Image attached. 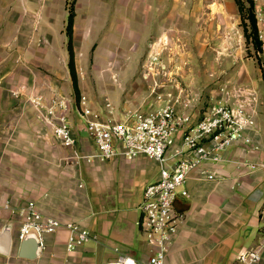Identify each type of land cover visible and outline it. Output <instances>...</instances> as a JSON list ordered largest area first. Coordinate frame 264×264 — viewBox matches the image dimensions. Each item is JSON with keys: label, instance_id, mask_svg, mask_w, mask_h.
<instances>
[{"label": "crops", "instance_id": "obj_1", "mask_svg": "<svg viewBox=\"0 0 264 264\" xmlns=\"http://www.w3.org/2000/svg\"><path fill=\"white\" fill-rule=\"evenodd\" d=\"M98 3L76 1L78 68L83 67L84 56L96 40L92 32L102 26L103 9L100 11ZM51 5L52 0H0V202L17 207L35 200L43 213L80 223L90 238L69 250V230L65 227L46 234L43 245L30 234L35 241L28 248L36 243L37 254L26 257L21 248L27 236L17 238L19 217L3 209V228L10 224L11 230L7 253L0 245V264L5 260L10 264H103L120 254L146 264L152 249L138 223L140 204L146 185L159 178V163L145 154L134 159L118 155L106 161L76 157L73 148L56 138L31 101L39 95L46 103L54 96L64 99L77 151L87 154L95 150L93 138L86 134L68 67L66 20L57 34L52 27ZM176 8L172 0H125L116 7L115 16L103 21L109 31L102 38L122 40L127 49L114 50L112 57L127 55L131 61L139 54L137 47L148 45L155 34L175 30ZM120 25L124 32L117 36ZM112 84L118 85L113 80ZM254 101L251 98V105L246 104L256 117V126L246 133L250 141H237L222 153L220 162L206 164L207 169L216 171L214 178L196 170L179 187L175 210L182 218L165 264H236L240 251L262 240L264 172L253 171L248 165L264 163V101L259 98L256 107L252 106ZM130 109L138 107L126 103L118 108L114 104L110 109L114 116L107 115L122 119Z\"/></svg>", "mask_w": 264, "mask_h": 264}, {"label": "rangeland", "instance_id": "obj_2", "mask_svg": "<svg viewBox=\"0 0 264 264\" xmlns=\"http://www.w3.org/2000/svg\"><path fill=\"white\" fill-rule=\"evenodd\" d=\"M69 1L52 0V27L57 34L64 20L67 26ZM172 2L177 5L173 15L177 28L155 34L148 45L137 47L138 56L127 61V55L112 57L118 48L127 51L122 40L102 38L109 31L104 22L117 14L116 7L124 5L125 0H99L102 26L92 32L96 40L84 56L83 67L77 68L81 73L80 99L86 96L101 118L114 114L110 110L114 104L120 108L131 103L145 109L171 99L180 112L200 116L219 100L236 106L251 105L254 98V107L259 98L264 101V12L256 11L262 42L258 47L247 37L235 0ZM46 17L47 8L43 19ZM123 32L122 25L117 27V36ZM112 68L115 71L109 75ZM112 80L116 87H112ZM79 110L82 113L81 107Z\"/></svg>", "mask_w": 264, "mask_h": 264}, {"label": "built area", "instance_id": "obj_3", "mask_svg": "<svg viewBox=\"0 0 264 264\" xmlns=\"http://www.w3.org/2000/svg\"><path fill=\"white\" fill-rule=\"evenodd\" d=\"M255 11L264 12V0H254ZM40 111L42 120L51 126L54 135L64 145L73 148L74 156L87 161H106L114 156L134 159L145 154L160 165L159 178L146 185L140 204L139 224L152 249L146 264H165L170 244L178 231L182 214L175 210L179 187L189 175L200 170L207 178L216 176L207 169V163H218L222 153L240 140L249 142L246 133L256 126L254 111L246 104L232 105L219 100L213 102L199 118L180 112L170 99L150 109H130L122 119L101 118L93 111L91 102L82 96L79 104L89 135L95 142V150L80 154L77 137L68 118V104L54 96L46 103L43 96L31 99ZM251 170L264 172V163H250ZM182 194L186 195L185 190ZM9 210L19 217L18 240L34 234L43 245L46 234L59 228L69 230L68 249L83 245L90 232L80 223L61 221L43 213L35 200L24 205L12 206L0 202V231L4 226L2 210ZM262 240L255 246L240 251L236 264H264V227ZM2 264H10L8 260ZM103 264H137L133 256L120 254Z\"/></svg>", "mask_w": 264, "mask_h": 264}, {"label": "trees", "instance_id": "obj_4", "mask_svg": "<svg viewBox=\"0 0 264 264\" xmlns=\"http://www.w3.org/2000/svg\"><path fill=\"white\" fill-rule=\"evenodd\" d=\"M76 1L77 0H70L68 9V21L66 30L68 33V50H69V61L68 67L70 70V74L73 81L74 91L77 97V100L80 101L81 91L79 88V81H78V70H77V62H76V55H75V48H74V23L76 17ZM241 18L244 20V30L247 32L248 39H252L256 42L257 46L259 47L261 42L260 34H259V25L258 19L255 11V2L254 0H235ZM249 5H247V3ZM249 23H247L248 21Z\"/></svg>", "mask_w": 264, "mask_h": 264}, {"label": "water", "instance_id": "obj_5", "mask_svg": "<svg viewBox=\"0 0 264 264\" xmlns=\"http://www.w3.org/2000/svg\"><path fill=\"white\" fill-rule=\"evenodd\" d=\"M86 134H89V131L86 126ZM10 230H11V225L6 224L5 227L1 230L0 232V245L3 248V251L7 253L8 248H9V242H10ZM35 241V239L31 236L28 235L22 242V248H21V255L33 258L36 256L37 251H36V243L35 246H31L30 248L29 245Z\"/></svg>", "mask_w": 264, "mask_h": 264}]
</instances>
